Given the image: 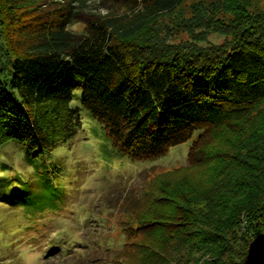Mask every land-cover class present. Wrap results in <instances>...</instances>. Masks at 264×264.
Masks as SVG:
<instances>
[{
  "label": "trees",
  "instance_id": "trees-1",
  "mask_svg": "<svg viewBox=\"0 0 264 264\" xmlns=\"http://www.w3.org/2000/svg\"><path fill=\"white\" fill-rule=\"evenodd\" d=\"M84 1L0 0L2 219L22 243L47 241L45 256L72 248L63 230H30L61 212L52 159L85 109L122 159H157L195 135L185 164L147 170L107 220L104 264H264V8L205 9L174 42L160 17L183 0H99L106 14ZM212 31L222 41H208Z\"/></svg>",
  "mask_w": 264,
  "mask_h": 264
},
{
  "label": "rangeland",
  "instance_id": "rangeland-1",
  "mask_svg": "<svg viewBox=\"0 0 264 264\" xmlns=\"http://www.w3.org/2000/svg\"><path fill=\"white\" fill-rule=\"evenodd\" d=\"M98 1L85 0L81 9L85 12L106 14L108 10L99 5ZM240 1L242 0H183L173 12L160 17V25L163 24L161 30L167 28L168 33L173 32L175 36L171 40L174 42L186 40L189 35L181 30L186 21H192L198 15L193 25L196 26L202 19L201 12L205 9H213L225 18L231 17ZM248 2L250 5L247 7L251 10L264 8V0ZM72 28L81 31L83 23H75ZM206 28H210V25ZM207 35L210 42L217 43L223 39V35L214 31ZM75 93L73 102L80 105V89ZM80 115L82 129L70 140L62 143L52 159L54 164L60 166L58 174L54 176L60 189L58 193L52 192L49 196L55 198L61 212L52 218L44 216L43 221L38 223L37 230H30L35 236L39 233L46 235L45 239L55 238L60 234L57 230H63L70 237L72 248L69 251L64 246L55 248L45 256L42 252L47 241L42 240L35 245L22 243L14 232L16 228H12L14 222L2 219L4 214L0 213V238H5L4 242H0V264L106 263L113 250L96 243L99 238L115 237V232L111 225H107V220L114 221L121 216L123 200L136 199L138 191H141L150 174L147 170L158 172L185 164L188 149L195 138L194 135L191 139L170 147L167 154L157 159L135 162L117 157L97 120L85 109L80 110ZM12 152L16 166H21L17 148ZM0 210H6L1 202ZM42 242L43 246L40 245Z\"/></svg>",
  "mask_w": 264,
  "mask_h": 264
}]
</instances>
